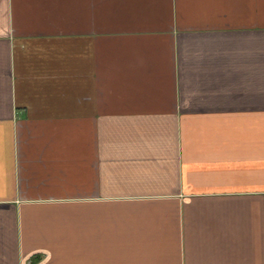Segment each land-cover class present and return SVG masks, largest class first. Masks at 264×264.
<instances>
[{"label":"crops","instance_id":"1","mask_svg":"<svg viewBox=\"0 0 264 264\" xmlns=\"http://www.w3.org/2000/svg\"><path fill=\"white\" fill-rule=\"evenodd\" d=\"M0 264H264V0H0Z\"/></svg>","mask_w":264,"mask_h":264}]
</instances>
